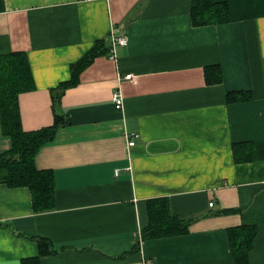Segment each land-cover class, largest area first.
Masks as SVG:
<instances>
[{
	"label": "crops",
	"instance_id": "crops-1",
	"mask_svg": "<svg viewBox=\"0 0 264 264\" xmlns=\"http://www.w3.org/2000/svg\"><path fill=\"white\" fill-rule=\"evenodd\" d=\"M214 1L230 20L196 26L192 0H0V56L24 52L32 71L24 130L54 122L53 95L70 120L36 155L52 210L0 182V264L38 256L39 237L53 251L40 264H236L229 230L244 224L257 227L249 261L264 264V0ZM11 146L0 121V153ZM164 197L195 217L189 232L143 239L148 202Z\"/></svg>",
	"mask_w": 264,
	"mask_h": 264
},
{
	"label": "trees",
	"instance_id": "trees-1",
	"mask_svg": "<svg viewBox=\"0 0 264 264\" xmlns=\"http://www.w3.org/2000/svg\"><path fill=\"white\" fill-rule=\"evenodd\" d=\"M192 22L196 26L224 23L230 20L229 8L225 2L214 0H192ZM94 50L78 64L72 66V80L62 83L60 94L76 84V77L81 68L88 64ZM218 68V67H217ZM219 69V68H218ZM211 68L206 69L207 78L220 81L221 74L211 75ZM33 82L28 57L24 52H12L0 56V121L3 134L10 136L12 146L0 153V182L12 187L27 186L32 191V203L35 212H45L54 208L55 178L51 170L40 169L36 165V155L40 148L54 138L60 126L69 123V118L57 112L55 95L54 122L44 128L26 131L22 126L19 97L30 90ZM230 101L236 100L231 98ZM244 144V143H242ZM241 145V144H240ZM234 144L235 158L240 161L239 150ZM149 222L142 230L143 239L176 236L189 232V226L195 217L173 214L167 197L150 199L148 202ZM233 211L232 209L226 212ZM257 234L255 225L244 224L230 228L229 237L232 254L236 264H252L249 253ZM39 255L23 260V264H40V256L52 253V244L46 238H37ZM139 248V243L134 247Z\"/></svg>",
	"mask_w": 264,
	"mask_h": 264
},
{
	"label": "built area",
	"instance_id": "built-area-1",
	"mask_svg": "<svg viewBox=\"0 0 264 264\" xmlns=\"http://www.w3.org/2000/svg\"><path fill=\"white\" fill-rule=\"evenodd\" d=\"M114 39V44L115 43H119V44H126L127 43V38L125 36H119V37H115L113 38ZM112 51L114 52V47L112 48ZM112 57H115V55H112ZM128 78H132L131 76H129ZM113 100H114V103H115V106L116 108H121L123 106V97L121 95L120 92H115L114 95H113ZM138 137V134H132L131 136H129V139H128V144L130 146L134 145L135 144V138ZM210 205L212 206L213 205V202H210Z\"/></svg>",
	"mask_w": 264,
	"mask_h": 264
}]
</instances>
